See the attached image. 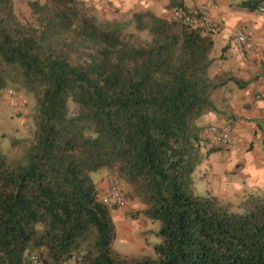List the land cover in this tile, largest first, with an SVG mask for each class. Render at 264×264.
Listing matches in <instances>:
<instances>
[{"label": "trees", "instance_id": "16d2710c", "mask_svg": "<svg viewBox=\"0 0 264 264\" xmlns=\"http://www.w3.org/2000/svg\"><path fill=\"white\" fill-rule=\"evenodd\" d=\"M87 4L29 0L25 23L15 0H0V99L12 90L33 101L24 156L0 153V264L31 253L42 264H264V192L245 196L237 212L195 192L197 169L222 150L207 148L214 125L201 119L218 116L217 92L250 82L214 74L220 35L173 12L205 7L225 30L223 22L207 4L178 0L162 17L139 11L123 21L101 20ZM235 7L260 14L264 0ZM100 171L121 179L158 224L154 255L114 254L106 190L91 178Z\"/></svg>", "mask_w": 264, "mask_h": 264}, {"label": "crops", "instance_id": "0c3cea01", "mask_svg": "<svg viewBox=\"0 0 264 264\" xmlns=\"http://www.w3.org/2000/svg\"><path fill=\"white\" fill-rule=\"evenodd\" d=\"M24 1L29 0H15V4L17 2L25 3ZM81 1L94 5L98 10L101 7L103 10L101 14L113 19L114 17H111V14H114L112 7L118 6H121V13L118 15L150 11L162 17L166 15V6L171 0H154V3H144L143 0H116L119 1L116 4L113 3V0ZM178 1L189 8L203 4V1L199 2L198 0ZM240 1L242 0H206L207 3H204L210 7L212 16L222 21L225 26L223 34L213 38L212 56L215 59L212 66L215 70L213 73L232 72L238 79L250 82L242 90H238L234 85L229 84L217 92L215 103L219 113L218 116L217 114H208L201 119L203 126L224 122V128L231 134L233 140L230 151L224 152L221 150L211 154L196 171L197 176L199 174L207 175L210 173L211 167L215 169L216 165L217 168H223V171L228 170L223 181H218L217 186L219 187L216 186L218 190L213 195L211 194L214 197L220 196V189L225 194L235 192V195H245L264 190V17L262 18L256 13L240 11L235 7ZM106 7L109 9H107L108 11ZM241 28L249 32L250 37L254 39L256 44L255 54L248 59H243V61L238 60L235 55L229 37L232 32ZM224 115H231L236 120L230 122L224 118ZM220 153H222L220 157L216 156ZM210 158H219V162L215 164L214 160ZM209 159L211 162H209ZM229 173L232 175H229ZM257 173L258 175H255ZM97 180L94 183L100 191L108 189L111 183L102 174ZM204 181L205 177L201 182L205 184ZM223 188L225 189L223 190ZM136 205L138 206L137 209H144L143 205L139 203ZM110 214L117 228L119 218L116 220L115 216L119 213L114 211Z\"/></svg>", "mask_w": 264, "mask_h": 264}, {"label": "rangeland", "instance_id": "374dc122", "mask_svg": "<svg viewBox=\"0 0 264 264\" xmlns=\"http://www.w3.org/2000/svg\"><path fill=\"white\" fill-rule=\"evenodd\" d=\"M199 2L203 1L207 3L206 0H198ZM25 3L17 2L15 5V11L22 22L29 23L33 22V16L31 15L29 9L27 8L26 1ZM119 1L113 0V3L116 4ZM144 3H154V0H143ZM196 3V2H195ZM88 7L92 9V11L97 15L101 20L108 21H123L127 19V15L131 14H121V6L112 7V11L114 14H111L113 19L106 17L101 14L103 12L100 7L99 10L92 4H87ZM108 8L106 7V10ZM109 10V9H108ZM107 10V11H108ZM115 11V12H114ZM242 11V10H240ZM245 12V11H242ZM247 13V12H246ZM262 18L264 17V12L257 14ZM116 17V18H115ZM254 41V39L251 37ZM235 50V49H234ZM235 55L238 57V60L243 61V58L240 57L236 50ZM215 54V53H214ZM228 75H233L232 72H227ZM72 106V105H71ZM33 110V101L31 98L27 97L23 91L13 92L12 90H7L3 93L0 99V153L6 157L9 162H16L26 152V147L28 145V139L30 136V115ZM217 128L224 129V122H216L214 124ZM230 137L231 134L229 133ZM232 138V137H231ZM233 140L231 141V147L229 150L224 151L228 152L232 149ZM222 153L216 156L220 157ZM211 159V158H210ZM209 159V160H210ZM214 163L217 164L219 162V158H213ZM211 160L209 162H211ZM201 167V166H199ZM223 168L215 169L211 167L209 174L200 175L194 178L195 182V192L198 195L209 194L213 195V193L218 190L216 188L218 181H223L224 175L228 172V170L223 171ZM234 170V169H233ZM203 173V172H201ZM102 174L103 177L108 178L111 183H116L126 194L127 199L129 201L128 204L122 207H110L111 212L116 211L115 219L117 221V237L113 243L112 249L114 254L119 256L126 257H139L142 255H154L153 246L158 243L159 239L157 238V229L158 224L150 222L147 220L142 214L141 210L137 209L136 205L139 203L136 199L132 198L130 195V188L116 176L105 173L104 171H100L97 173L91 174V178L93 181L97 180V178ZM106 174V175H105ZM229 175H232L229 173ZM255 175H258L255 174ZM253 175V176H255ZM202 177V178H201ZM203 177H205V184H203ZM98 181V180H97ZM212 181V182H211ZM110 183V184H111ZM202 183V184H201ZM109 184V187L112 185ZM222 186V184H220ZM108 187V188H109ZM219 187V186H217ZM225 188H223L224 190ZM264 192L262 191H255ZM235 192H231V194H225L220 189V196L217 195V200L221 204H230L233 211H238L239 205L241 201L245 198V196L249 194H234ZM254 193V192H252ZM234 194V196H232ZM140 204V203H139ZM118 230V231H117ZM119 232V233H118ZM153 251V252H152Z\"/></svg>", "mask_w": 264, "mask_h": 264}, {"label": "built area", "instance_id": "2783aa9c", "mask_svg": "<svg viewBox=\"0 0 264 264\" xmlns=\"http://www.w3.org/2000/svg\"><path fill=\"white\" fill-rule=\"evenodd\" d=\"M173 19L178 20L187 26H203L204 23H211L212 26H207V31L212 35H221L224 32V28L219 22L212 19L205 7H198L193 9L190 14L185 13L181 8L173 12ZM231 42L233 48L237 54L243 59H247L255 54L256 44L247 34L245 29L236 30L231 33ZM204 137L208 140L207 148H220L227 151L231 147L232 138L226 129H220L217 127H208L204 131ZM101 201L104 205L109 207H122L129 203L124 191L116 184L106 189ZM22 264H42L41 260L35 253L29 254Z\"/></svg>", "mask_w": 264, "mask_h": 264}]
</instances>
